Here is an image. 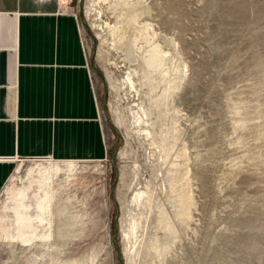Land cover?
I'll list each match as a JSON object with an SVG mask.
<instances>
[{
	"label": "rangeland",
	"instance_id": "obj_1",
	"mask_svg": "<svg viewBox=\"0 0 264 264\" xmlns=\"http://www.w3.org/2000/svg\"><path fill=\"white\" fill-rule=\"evenodd\" d=\"M111 2L56 3L78 23L99 152L0 157V264H264V0H136L181 74L159 104V75L107 33Z\"/></svg>",
	"mask_w": 264,
	"mask_h": 264
},
{
	"label": "crops",
	"instance_id": "obj_2",
	"mask_svg": "<svg viewBox=\"0 0 264 264\" xmlns=\"http://www.w3.org/2000/svg\"><path fill=\"white\" fill-rule=\"evenodd\" d=\"M59 1L0 0V157L75 160L99 152L78 23L56 13ZM11 169L0 162V185Z\"/></svg>",
	"mask_w": 264,
	"mask_h": 264
},
{
	"label": "bare ground",
	"instance_id": "obj_3",
	"mask_svg": "<svg viewBox=\"0 0 264 264\" xmlns=\"http://www.w3.org/2000/svg\"><path fill=\"white\" fill-rule=\"evenodd\" d=\"M135 2H136V0H112V2L110 3V7L112 8V11L114 12V14L117 18L116 19L117 22H115L112 26L105 25V27L108 31L107 33H109V35H111V38H112L111 41L113 42V44H115V46L116 45L118 46V48L124 54V57H125L124 59L126 61L130 62V61L137 58L138 62H140L142 64V66L140 64L141 69L143 67L146 71H150V74L153 72L154 73L156 72L159 75L157 83L163 84L162 85L163 89H161L162 92L160 91L161 95L160 96L158 95L157 96L158 98L156 97L157 99L155 101L157 104H159L162 101H165V99L169 98V96L172 94V92L177 88L178 83L181 80V78H180L181 74L178 71V67H177V64L175 63V61H174V63L176 64V66L173 63L172 57H169L168 55L166 56L167 53L166 54L162 53L163 52V51H161L162 48L156 43L157 34L154 32L153 28L149 24H147L146 22H142V23L140 22V17L142 14H144V11H142L141 8L137 9L136 7H133V3H135ZM129 72H130V70H129ZM133 72H135V70ZM130 74L131 73H128V72L126 74V80L125 81L126 82L128 81L127 83H129L132 80V79L129 80ZM151 75H150V77H151ZM144 76L146 77V75H144ZM146 79H148V78L146 77ZM146 79H144V81ZM151 82H152V80H151ZM151 82H149V83H151ZM132 84L133 83H131V85ZM128 86H129V84H128ZM129 87L133 89V86L132 87L129 86ZM150 87L152 88V86H150ZM143 116H144V114H143ZM188 201H189L188 196L185 193L183 195H180V201L178 203V206H176L177 207L176 208V210H177L176 215L177 214L180 215L181 216L180 219L184 217L183 219L186 220V216L189 215V214H187L188 213L187 209L189 208V207L187 208ZM161 212H162V214H160V215L158 213V219H156V220L154 219V220L160 224L166 225L164 223L166 221L163 217V215H164L163 210ZM188 217L189 216H187V218ZM154 218H155V215H154ZM151 219L149 221H151ZM154 220H153V222H154ZM166 223L168 224V222H166ZM157 225H155V226H157ZM151 226H152V224H151ZM165 228L163 227L162 229H165ZM151 229H150V231H151ZM167 229H168L167 231H169L168 226H167ZM151 233H152V231H151ZM169 236H170V234H169ZM147 238L148 239L146 240V242L149 243V247H147L144 251H142V256H147L149 253L154 254V256H155L158 253V249H160V248H159V246L154 244V238H152V237H147ZM128 240H129V243H131L132 237L129 236ZM159 253H160V251H159ZM138 254H140V252ZM138 254H136V255H138ZM139 257H140V255H139ZM140 258L142 259V257H140ZM152 259H153V257H152Z\"/></svg>",
	"mask_w": 264,
	"mask_h": 264
}]
</instances>
